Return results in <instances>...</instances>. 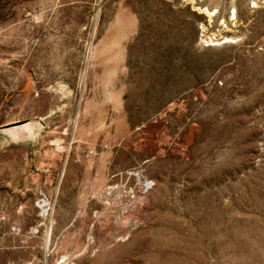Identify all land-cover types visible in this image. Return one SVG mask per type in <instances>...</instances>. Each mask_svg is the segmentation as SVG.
<instances>
[{"label":"rangeland","instance_id":"374dc122","mask_svg":"<svg viewBox=\"0 0 264 264\" xmlns=\"http://www.w3.org/2000/svg\"><path fill=\"white\" fill-rule=\"evenodd\" d=\"M0 264H264V0H0Z\"/></svg>","mask_w":264,"mask_h":264}]
</instances>
